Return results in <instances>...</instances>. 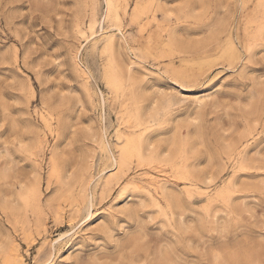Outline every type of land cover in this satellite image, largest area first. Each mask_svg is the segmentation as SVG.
I'll use <instances>...</instances> for the list:
<instances>
[{
	"label": "rangeland",
	"instance_id": "1",
	"mask_svg": "<svg viewBox=\"0 0 264 264\" xmlns=\"http://www.w3.org/2000/svg\"><path fill=\"white\" fill-rule=\"evenodd\" d=\"M243 2L233 0L224 27H217V20L204 30L177 31L157 14L158 0H111L107 12L105 0H55L68 26L92 37L87 43L93 63L77 62L75 42L65 44L60 56V43L70 37L58 28L51 41L57 47L37 43L27 68L18 70L13 53L29 49L27 40L16 37L28 35L29 26L14 20L18 0H0V106L8 107L7 117L0 110V124L30 112L28 118L42 125L45 105L63 103L79 108L80 124L92 129L70 137L71 147L51 133L47 139L37 134L29 167L13 177L23 188L9 192L13 199L7 204L0 197V245L10 250L0 253V264L16 253L22 264H86L96 255L91 250L100 234L92 231V221L98 216L132 224L133 217L177 215L171 209L183 201L191 205L184 219L194 223L202 209L223 214L227 201L235 209L264 200V123L257 128L255 119L250 126L238 120L222 140L218 119L228 115L222 106L244 115L252 103L256 118L264 109V53L253 23L264 17V8L256 0L252 12L241 10ZM31 23L48 32L39 18ZM245 56L251 57L247 63ZM19 59L23 64V56ZM176 80L194 87L173 109L182 115L165 122L153 115L152 96L169 91ZM196 120L200 135L188 123ZM128 143L130 149L141 147L140 155L129 149L125 162L113 163ZM4 159L0 151V168ZM146 236L154 245L152 235Z\"/></svg>",
	"mask_w": 264,
	"mask_h": 264
},
{
	"label": "snow or ice",
	"instance_id": "2",
	"mask_svg": "<svg viewBox=\"0 0 264 264\" xmlns=\"http://www.w3.org/2000/svg\"><path fill=\"white\" fill-rule=\"evenodd\" d=\"M232 3L233 0H228L227 4L224 0H158L153 7L163 21L177 31H184L188 28L204 30L216 24L217 20L220 21L217 27L226 26L230 22L227 14ZM255 6L256 0H244L238 5L241 10L249 12H252ZM259 6L264 8V0H259ZM56 8L55 0H18L14 20L17 23L22 21L28 24L29 30L28 35H17L16 38L21 42L27 40L24 48L29 49V52L24 53L16 49L13 53L16 56L13 67L18 70L26 69L31 50L36 47L37 43L47 45L48 50L57 47V44L51 41L59 34L58 28L65 37H70L60 43L59 55L64 56L65 44L71 45L75 42L77 62L87 59L90 64L93 63V49L91 44L87 43L92 40V37L78 26H68L64 17L57 13ZM68 10L65 9V11ZM36 18H39L47 27V33L40 31L39 24L31 23V20ZM253 23L258 26L257 46L264 53V17L259 21L253 20ZM0 26H3L2 22ZM66 26H68L67 32L64 31ZM7 31L5 27V32ZM29 35L32 39H28ZM7 46V41H5V47ZM20 56H23V64L20 63ZM39 58V56L36 57V59ZM250 59L249 56L242 58L244 63L249 62ZM32 62L35 63V60ZM167 87L169 91L153 94L152 99L156 103L150 106L157 119L175 122L182 113L173 111V109L186 100V90L194 86L176 80ZM226 87H232V85ZM235 87H240V85H235ZM247 107L248 111L244 115H233L234 109L222 106L228 113L226 118L223 114L218 117L223 121L219 126L222 140H228L238 120H243L246 125L250 126L249 121L255 119L257 128L264 123V109L260 110L259 118H256L257 110L253 104L249 103ZM0 110L6 117L8 116L7 104L0 106ZM39 111L38 109L37 112ZM79 111V108L65 106L63 103L53 105L52 108L45 105V111L41 114L44 120L42 125L28 118L30 112L25 116L16 115L14 118H8L5 123L0 124V151L5 154L3 167L0 168V197H3L5 204L13 199L9 192L23 188L19 179L13 183V177H18L21 171L29 167L27 161L34 158L37 134L47 139L51 133L52 138L61 137L62 142L68 140L69 147H71L74 140H70V137L76 138L81 133L92 131L80 124L77 118ZM188 123L195 125L196 134L200 135V122L196 120ZM225 124L227 130L224 128ZM152 147L155 148L156 145ZM232 203V201H227L228 210L223 214L216 208L202 209L200 219L194 223L185 221L184 213L191 212V205L183 201L171 209L172 212L178 213L177 215L160 212L159 219L155 217L150 219L147 215L133 217L135 223L132 224L118 216L112 218L98 216L92 221L96 225L92 231L100 234L95 237L98 246L91 250L96 255L86 264H264V200L246 203L235 209L232 208ZM205 212L209 214L205 215ZM211 212L216 213L215 219L210 214ZM120 215L123 216L126 213ZM177 221L180 223L177 224ZM149 225L154 227L149 228ZM257 227L260 231H257ZM126 233L131 236V239L125 235ZM146 233L152 235L154 245L146 243ZM9 251L4 245H0V253ZM5 264H11V262L6 260ZM28 264H31L30 260Z\"/></svg>",
	"mask_w": 264,
	"mask_h": 264
},
{
	"label": "bare ground",
	"instance_id": "3",
	"mask_svg": "<svg viewBox=\"0 0 264 264\" xmlns=\"http://www.w3.org/2000/svg\"><path fill=\"white\" fill-rule=\"evenodd\" d=\"M105 3H106V9L105 10L107 12L110 9V7H111V0H105ZM201 102H202V100L200 98L196 100V103L197 104H201ZM129 143H130V145H133V144H131V141ZM129 143L126 146L123 147L121 156L119 157L118 160L114 159V162L113 163H115V164L116 163L122 164V162H125V159L127 158L126 155L128 154V152H130V150H135L136 153L138 155H140L141 147L138 148V145H137L133 149H132V147L130 149ZM6 260L10 261L11 264H22V259H21L20 255L17 254V253L16 254H13L11 257H6Z\"/></svg>",
	"mask_w": 264,
	"mask_h": 264
}]
</instances>
